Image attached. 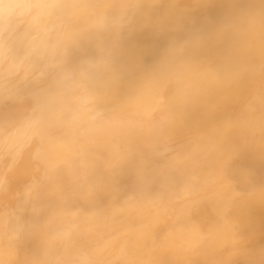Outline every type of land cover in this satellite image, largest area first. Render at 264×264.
<instances>
[{"label":"clouds","instance_id":"9594fccd","mask_svg":"<svg viewBox=\"0 0 264 264\" xmlns=\"http://www.w3.org/2000/svg\"><path fill=\"white\" fill-rule=\"evenodd\" d=\"M0 264H264V0H0Z\"/></svg>","mask_w":264,"mask_h":264},{"label":"bare ground","instance_id":"6f19581e","mask_svg":"<svg viewBox=\"0 0 264 264\" xmlns=\"http://www.w3.org/2000/svg\"><path fill=\"white\" fill-rule=\"evenodd\" d=\"M163 39H155L151 35L144 33L139 35L136 38V43L140 46H150L153 49V52L163 44ZM153 59V56L150 54L145 57V62L150 63Z\"/></svg>","mask_w":264,"mask_h":264}]
</instances>
